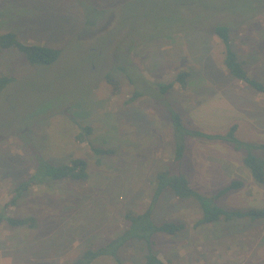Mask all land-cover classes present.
Returning <instances> with one entry per match:
<instances>
[{"label":"rangeland","instance_id":"obj_1","mask_svg":"<svg viewBox=\"0 0 264 264\" xmlns=\"http://www.w3.org/2000/svg\"><path fill=\"white\" fill-rule=\"evenodd\" d=\"M217 24L230 27L249 75L264 79V0H0V34L62 50L51 65H32L16 49L0 55V77L12 78L0 94V213L37 219L34 229L0 226V264H68L127 231V213L152 204L157 171L174 166L179 140L169 107L188 131L224 136L236 125L237 139L264 144V95L227 72L224 46L213 34ZM183 71L190 73L188 86L177 83L162 96L160 87ZM107 75L119 81L118 89ZM137 91L142 95L130 100ZM87 126L92 134L78 140ZM185 144L181 170L194 189L212 197L239 181L242 186L218 205L264 211V184L253 180L245 151L201 137L187 136ZM92 148L112 153L97 155ZM71 158L88 162V180L34 186L5 208L40 162ZM201 218L197 200L165 192L155 222L184 229L154 236L159 259L264 264V218L196 228ZM119 253L121 264H143L145 245L133 241ZM94 264L119 263L104 258Z\"/></svg>","mask_w":264,"mask_h":264},{"label":"trees","instance_id":"obj_2","mask_svg":"<svg viewBox=\"0 0 264 264\" xmlns=\"http://www.w3.org/2000/svg\"><path fill=\"white\" fill-rule=\"evenodd\" d=\"M213 34L216 35L225 49L224 67L227 72L237 79L247 83L254 91L264 95V79L258 80L252 78L248 71L245 69L244 64L240 61L238 54L232 47L231 29L226 24H217L213 28ZM16 49L31 63L32 65H51L58 61L62 54L61 49L46 46L43 44H24L17 35L13 32L0 34V55L7 50ZM120 68V67H119ZM128 82L134 87L137 82L130 76V74L120 68ZM190 73L183 71L179 73L172 82L162 85L159 89L162 96H167L170 90L179 83L180 86L185 89L188 86V78ZM107 82L111 85H115L118 89L119 81L115 82L112 75H107ZM12 83L10 76L0 77V94L4 92L6 87ZM142 95L137 91L130 99ZM169 102V101H168ZM170 103V102H169ZM168 103V104H169ZM170 106V104L168 105ZM170 114V120L172 127L176 131L179 142L176 145L174 151V166L160 168L155 174L152 186L155 190L153 201L150 207L143 213H136L129 211L126 215V220L129 222V228L121 235H118L112 242L106 246L99 247L97 249H88L83 255L76 261L68 264H94L100 259L112 258L117 263H122V258L119 253L129 243L133 241L143 242L145 245V260L143 264H167L163 262L155 253L154 236L157 234L176 235L178 232L184 229L183 224H177L175 222H164L157 224L154 220V210L160 197L165 192H170L175 197L186 200L194 198L198 201L202 210V218L196 222L195 227L209 226L215 223H220L222 220L230 221L233 219L250 218L255 221L264 218V211L250 210L247 212L242 211H230L222 208L218 205V202L225 197L232 190L238 189L242 186L239 181L233 182L228 187L218 191L212 197H206L194 189L185 175L182 172V159L186 150L185 140L187 136L207 138L209 140H224L232 144L233 148L237 151H245L243 162L249 169L254 181L264 184V158L258 156L255 151L259 150L264 152V144L251 145L242 142L236 138L237 126H233L228 134L222 135H207L200 131H188L185 129L184 124L177 112L172 108H168ZM93 128L90 126L84 127L83 132L78 135V140L84 141L87 135H91ZM97 155H109L111 150L92 148ZM39 160L37 157L36 161ZM40 170L33 177L28 180L20 182L13 190V197L5 208L10 206H16L20 200L25 198L31 188L38 185H51L53 182L70 180L83 182L88 180V162L82 158H71L68 163L64 164H52L48 162H40ZM182 169V170H181ZM7 224L13 228L27 227L34 229L37 225V219L31 218H15L12 216L0 213V226ZM207 226V227H208Z\"/></svg>","mask_w":264,"mask_h":264}]
</instances>
